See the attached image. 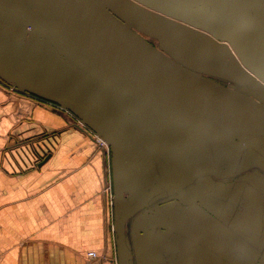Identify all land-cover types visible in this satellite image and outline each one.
<instances>
[{
  "label": "water",
  "instance_id": "water-1",
  "mask_svg": "<svg viewBox=\"0 0 264 264\" xmlns=\"http://www.w3.org/2000/svg\"><path fill=\"white\" fill-rule=\"evenodd\" d=\"M101 1L182 57L142 44L96 0H0V82L71 114L110 150L117 141L129 152L161 155L163 172L132 190L131 205L113 222L117 264H155L142 259L138 241L167 228L168 202H205L215 181L238 172L244 152L264 158V106L204 77L264 92V0ZM61 58L89 77L69 99L32 86V68ZM163 122L179 131L165 132ZM201 137L232 143L226 166L185 171V149ZM180 252L205 262L203 250L181 243L165 263Z\"/></svg>",
  "mask_w": 264,
  "mask_h": 264
},
{
  "label": "crops",
  "instance_id": "crops-1",
  "mask_svg": "<svg viewBox=\"0 0 264 264\" xmlns=\"http://www.w3.org/2000/svg\"><path fill=\"white\" fill-rule=\"evenodd\" d=\"M31 72L33 87L66 99L89 80L65 58ZM163 128L179 131L169 122ZM194 140L185 149V171L226 166L229 142ZM133 151L117 141L111 150L98 146L69 114L0 82V264H117L115 213L119 217L131 205L132 190L163 172L161 155ZM263 161L248 150L238 172L215 181L205 202H168L162 210L167 228L138 241L142 259L197 264L198 257L189 252L165 263L170 250L184 243L205 252L204 264H264ZM111 178V192H105ZM89 252L97 258L89 259Z\"/></svg>",
  "mask_w": 264,
  "mask_h": 264
},
{
  "label": "rangeland",
  "instance_id": "rangeland-1",
  "mask_svg": "<svg viewBox=\"0 0 264 264\" xmlns=\"http://www.w3.org/2000/svg\"><path fill=\"white\" fill-rule=\"evenodd\" d=\"M98 2L101 4L102 8L113 18L115 19L117 22H120L121 25L126 28L127 30H129L133 35H135L139 40H141L144 44H146V42L154 49L162 52L164 55L173 58L174 56L176 57H182L180 54H178L177 52H172L167 46H165L161 41H159L158 39L154 38L151 33L150 30L142 25H139L136 21H134L132 18H130L129 16H125L121 13H119V11H117L116 9L108 6L107 4L103 3L101 0H98ZM133 3L137 4L136 2H134L132 0ZM234 54L232 53L231 55H229L228 59L231 61H234ZM207 80L213 82L215 85L221 87L222 89L226 90V91H235L236 93H239V95L243 98H247L249 100L254 101L255 103H257L258 105H262L264 106V92H254L252 89H250L249 87H245V86H235L234 84H232L231 82H228L226 79L224 78H213V77H209V76H204ZM234 92V93H235ZM227 144V145H226ZM229 145V146H228ZM225 146L229 147V152H228V156L229 159H231L232 157V152H233V147H232V143H225ZM109 147V146H108ZM231 150V151H230ZM217 155H221L220 154H215V156ZM264 163V161H263Z\"/></svg>",
  "mask_w": 264,
  "mask_h": 264
},
{
  "label": "built area",
  "instance_id": "built-area-1",
  "mask_svg": "<svg viewBox=\"0 0 264 264\" xmlns=\"http://www.w3.org/2000/svg\"><path fill=\"white\" fill-rule=\"evenodd\" d=\"M2 83V82H1ZM3 84V83H2ZM5 85V84H4ZM6 86V85H5ZM6 87H9V86H6ZM11 89H13V88H11ZM14 90V89H13ZM15 91V90H14ZM47 104H50V103H47ZM50 105H52V106H54L55 108H57V109H59V110H61L62 112H65V113H67L66 111H64V110H62L61 108H59V107H57V106H55V105H53V104H50ZM67 114H69V113H67ZM74 120H76L77 122H78V124H80V126H82L85 130H87L89 133H91L92 134V136L95 138V140H96V144L98 145V146H100V147H102V148H109L108 147V145L106 144V143H104L101 139H99L97 136H95L91 131H89L86 127H84L76 118H74L71 114H69ZM111 189H112V178H111V182H108V184L106 185V188H105V192H111ZM111 207H112V202H111ZM111 231H112V233H113V223H112V227H111ZM114 234V233H113ZM87 257L89 258V259H95V258H97V255H96V253L95 252H89V253H87ZM116 261H117V257H116Z\"/></svg>",
  "mask_w": 264,
  "mask_h": 264
},
{
  "label": "bare ground",
  "instance_id": "bare-ground-1",
  "mask_svg": "<svg viewBox=\"0 0 264 264\" xmlns=\"http://www.w3.org/2000/svg\"><path fill=\"white\" fill-rule=\"evenodd\" d=\"M97 1V3L99 4V6L102 8V6H101V4L98 2V0H96ZM103 9V8H102ZM103 11L105 12V13H107L104 9H103ZM108 14V13H107ZM109 15V14H108ZM110 16V15H109ZM111 17V16H110ZM112 18V17H111ZM115 20V19H114ZM116 21V20H115ZM126 29V28H125ZM127 30V29H126ZM130 34H131V36H133L134 38H136L137 40H139L135 35H133L129 30H127ZM142 44H144L141 40H139Z\"/></svg>",
  "mask_w": 264,
  "mask_h": 264
},
{
  "label": "flooded vegetation",
  "instance_id": "flooded-vegetation-1",
  "mask_svg": "<svg viewBox=\"0 0 264 264\" xmlns=\"http://www.w3.org/2000/svg\"><path fill=\"white\" fill-rule=\"evenodd\" d=\"M132 1V0H131ZM174 22H176L177 24H181L180 22H177V21H174ZM181 25H183V24H181Z\"/></svg>",
  "mask_w": 264,
  "mask_h": 264
}]
</instances>
